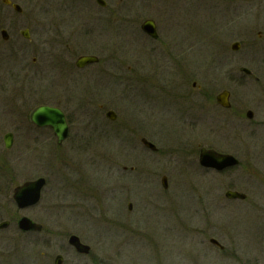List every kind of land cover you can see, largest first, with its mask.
Masks as SVG:
<instances>
[{"label":"rangeland","instance_id":"obj_1","mask_svg":"<svg viewBox=\"0 0 264 264\" xmlns=\"http://www.w3.org/2000/svg\"><path fill=\"white\" fill-rule=\"evenodd\" d=\"M114 3L135 10L139 19L119 33L125 45L132 44L131 39L144 45L140 24L157 14L159 41L154 44L160 48L168 40V104L162 99L151 112L140 109L131 57L124 60V67L130 64L132 69L125 74L128 84L123 89L109 81L108 88L88 102L77 88L76 103L81 105L69 110L70 134L60 146L46 134H27L26 126L15 128L10 149L0 140V156L20 175L14 176V186L26 175L47 180L38 204L25 210L11 203L12 190L0 189V221H10L0 230V264H53L56 254L63 256V264H264V0ZM20 5L18 21L31 26L32 44L37 21L25 18L39 14L33 8L58 3L22 0ZM22 28L10 29L6 42L0 37V47L18 46L16 40L24 38L17 30ZM111 36L108 32L104 39ZM235 41L240 43L237 51L230 49ZM140 54L141 66L152 65L156 71L154 87L164 86L165 58ZM25 56L24 94L12 89L8 106L0 104V120L26 117L39 103L38 64H30L36 55L22 51L18 59ZM240 67L251 70L256 79L242 74ZM140 72L147 73L142 68ZM193 81L200 89L183 98ZM224 89L230 93L229 109L215 101ZM66 97L61 95V103ZM103 102L116 112L115 121L95 110ZM248 110L252 119L245 116ZM143 137L157 146L156 153L143 147ZM200 147L231 154L240 164L222 171L201 167ZM61 152L64 158H59ZM228 190L246 196L227 199ZM22 215L39 219L44 231L55 236V247L45 239L37 253L29 245L33 238L16 227ZM71 233L90 247L88 254L70 248Z\"/></svg>","mask_w":264,"mask_h":264},{"label":"flooded vegetation","instance_id":"obj_2","mask_svg":"<svg viewBox=\"0 0 264 264\" xmlns=\"http://www.w3.org/2000/svg\"><path fill=\"white\" fill-rule=\"evenodd\" d=\"M21 1L22 0H0V6L4 8L3 10L5 12L0 13V15H3L0 17V21L3 20V23L0 27L1 39L4 42L8 41V31L10 29H16L20 26L24 27L17 30L19 35L24 38L21 41L16 40V44H19L18 46L20 47H0V104H2L4 107L8 106L7 99L9 98L10 100V95L12 97V89L19 93L23 92L22 94H24L26 80L28 79V65L25 64L28 61V56L20 57V59H18V54L22 51L26 54L29 52H34L36 55L31 57L30 64H38V69L36 70L38 72L37 77L39 80V88L37 89L38 92H36L38 93L39 103L29 110L26 117L1 118L0 140H2L3 146L6 149H10L12 146L16 131L15 128L21 126L28 127L26 129L27 134H32V132H40V134L43 135L46 134L47 138H51L56 146H60L70 134L72 121L69 110L73 107L76 108L77 106L81 105V103H76L77 88L80 87L79 91H84L82 94L86 96L88 102L89 100L92 102L93 96L103 93V91L108 88L109 81H111V84H115L116 88L118 89L124 87L126 84H128L125 74L130 72V69H132L130 64L127 65L126 68L124 67V60L128 61L131 59V57L136 63V67H134L135 70L132 73L133 76H131V78L134 79L136 88L138 89L137 96L140 101V109L142 111L144 110L146 112H151L154 104H156L158 100L162 99H165L168 104V40H166V44L164 46L161 47L160 45V48H158V45L154 44L156 41H159V34L156 24L158 21L157 14H154V18L145 19L154 23L157 33L156 38L149 36L141 30L143 32V38L145 39L143 40L144 45H140V43L135 39L129 40V43L132 44L125 45V41L121 38L119 33L127 32L124 28L126 26L137 25L139 19L136 16L135 10H132L131 8H120V6L117 7L114 3V0H57L58 6L53 8H33L34 10H40L39 14H37L35 18L32 16L25 18L30 19L33 23H35V20L37 21L35 23L37 38L32 44H28V38L30 35L29 28H31V26H29L27 23L19 24L20 22L18 21V15L22 14L23 11L20 5ZM48 10L53 11V13H50ZM158 14H162V12H158ZM142 23L140 24V29ZM108 32L113 35L111 36L112 39H104V36ZM114 36L118 37L115 38ZM140 52H145L146 54H150L152 56H158V59L159 57L165 58L166 71L164 76V86L154 87V77L156 75V71L155 69L153 70L152 65L150 67L147 66V69L145 66H141L142 58ZM115 54L118 56L115 57ZM82 57H91L94 59V62L78 65L77 62ZM119 58H121V60H119ZM144 61L148 63V61ZM141 68L142 70L147 71V73L141 75ZM252 74L253 76L250 77L256 79L255 74L253 72ZM191 87L192 89L189 92L185 91L182 93V95H185L183 98H188L194 89H200L199 86L195 85L194 81L192 82ZM61 95H67L65 98V103H61ZM176 97L179 96L176 95ZM180 97L182 96L180 95ZM105 105L106 104L104 102L102 104L98 103L95 110L99 112L103 111L105 118H107L106 113L108 111H113L115 114V119L111 120L107 118V120L115 121L117 119L116 112L112 109L105 108ZM40 106L55 108L62 112L66 122L67 131L66 137L60 143L57 142L54 130L50 126H39L30 120L31 111ZM230 107L231 103L229 108ZM252 117L247 118L252 119ZM94 119L95 118H92V120ZM6 136H9L10 139V147L8 148L5 146L4 141ZM141 139L146 138L143 137ZM146 140L149 141L148 139ZM154 146L156 147V150H151L143 145V147L146 149L156 153L158 148L155 144ZM201 148L215 150L211 147H200L197 152L198 157ZM215 151L219 152L217 150ZM193 153L195 152L193 151ZM59 155V158H64L66 156L64 152L59 153ZM8 160L6 157L0 156V189L12 190L11 203L13 202L15 205L12 197L14 188L22 185L25 182L32 181L39 177H44L37 176L32 178L27 177L28 175H26V177H24L21 182L15 184L14 186V176L20 175L12 168L11 165H9ZM239 164L240 161L238 160V164L230 168L237 167ZM123 169L126 168L124 167ZM130 169L132 170L133 168L131 167ZM44 179L45 184L41 189L40 199L42 190L47 184L46 178ZM244 196L246 195L244 194ZM38 202L36 204H38ZM35 205L27 206L21 209L25 210ZM131 208L132 204L129 202L127 204V209L131 210ZM21 217H27L32 222L40 225L41 229L27 231L20 230L17 226V222ZM38 220L37 218H30L28 216L22 215L19 216L15 221L16 227L22 235L33 238L34 243L32 242V244L29 245H31V247L35 249L37 253H39L38 250L45 245V239H47V245L49 247H55V244L51 241L55 236L50 232L44 231L43 224ZM2 221H8L7 227H9V220H1L0 222ZM70 235H76L80 239L77 234L71 233L69 236ZM70 248L75 251L73 247L70 246ZM57 255L61 254H56L53 257V264ZM63 263L64 258L62 256V264Z\"/></svg>","mask_w":264,"mask_h":264},{"label":"water","instance_id":"obj_3","mask_svg":"<svg viewBox=\"0 0 264 264\" xmlns=\"http://www.w3.org/2000/svg\"><path fill=\"white\" fill-rule=\"evenodd\" d=\"M142 30L152 36L153 38L157 37L154 23L150 20H146L141 25ZM240 48V43L235 41L230 45V49L233 51H237ZM94 59L91 57H82L78 60V65H84L90 62H93ZM239 71L245 75L253 76L252 72L246 67H240ZM229 92L227 90H223L218 93L215 97L217 104H219L223 108H229ZM245 115L248 118L252 117V111H246ZM106 117L114 120L115 114L113 111H108L106 113ZM30 120L36 125H47L52 127L54 130L57 142L60 143L62 139L66 137V122L62 112L55 108H50L47 106H40L33 109L30 113ZM5 146L10 147V139L9 136H6L4 139ZM141 143L151 149L156 150V147L151 142L146 139H141ZM198 163L200 166L205 168H211L217 171H222L223 169L230 168L238 164V159L230 154H224L216 152L213 149L201 148ZM161 183L164 188H166V177L163 176L161 178ZM45 184V179L39 177L32 181H28L23 183L22 185L17 186L13 190V200L18 208H25L27 206L35 205L40 199V191ZM225 197L227 199H243L244 194L238 193L236 191L228 190L225 192ZM130 207V205H129ZM8 226V221L0 222V229L6 228ZM17 226L22 231L27 230H40L41 226L32 222L27 217H21ZM68 244L74 247V249L81 254H88L90 247L86 244H83L80 239L76 235H70L68 238ZM210 242L215 244L218 247H222L216 240L210 239ZM54 264H62V256L57 255L54 259Z\"/></svg>","mask_w":264,"mask_h":264}]
</instances>
